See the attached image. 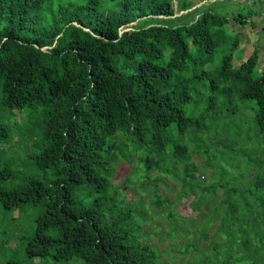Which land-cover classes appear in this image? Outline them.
Segmentation results:
<instances>
[{
    "label": "trees",
    "instance_id": "16d2710c",
    "mask_svg": "<svg viewBox=\"0 0 264 264\" xmlns=\"http://www.w3.org/2000/svg\"><path fill=\"white\" fill-rule=\"evenodd\" d=\"M174 1L0 0V264H264V22Z\"/></svg>",
    "mask_w": 264,
    "mask_h": 264
},
{
    "label": "rangeland",
    "instance_id": "374dc122",
    "mask_svg": "<svg viewBox=\"0 0 264 264\" xmlns=\"http://www.w3.org/2000/svg\"><path fill=\"white\" fill-rule=\"evenodd\" d=\"M214 0H185L186 6L187 5H192L188 9H194L197 8L198 6H201L203 4H209ZM223 2V4L221 3ZM220 5L217 6V9L219 12H224L225 14L230 17L232 16V13H236L237 11L242 12L245 14L248 9L253 8L254 10H259V15H257V20L262 21V24L264 22V0H221ZM174 7H177V2L176 0L174 1ZM186 9V10H188ZM184 10L183 12H185ZM252 16H256L255 14ZM248 20H250V17H247ZM135 23V22H133ZM261 27V26H260ZM259 27L252 28L249 25L245 26L241 31V34L239 35L237 30L238 28L236 27V30H232V26L228 24L227 26V31L231 34H237L240 37V43L238 44V49H244L242 50L243 55H247L249 51H252L253 49H257L258 51V56H259V61H258V66H263L264 65V34H258L257 30ZM260 33V32H259ZM242 36V37H241ZM228 49L230 48V44L226 46ZM246 49V51H245ZM237 53V52H236ZM235 53V54H236ZM130 170V164H122L118 169L116 176L114 178V181L120 182L125 178L127 173ZM243 186H247L246 182H243ZM136 195V191L134 189H130L127 192V199L133 198V196ZM135 198V197H134ZM139 199V197H136ZM185 209V208H183ZM189 212V211H187ZM38 210L36 209H23L20 211H16L15 216H17V222L16 224L12 223L11 228H16L20 231H23L27 228L32 227V221L34 217L37 215ZM148 229V227H146ZM1 239V237H0ZM154 240V238L151 239V241ZM207 241H204L203 244H206ZM10 244H14V241L11 240ZM9 247V246H8ZM8 256H14L17 259H22L21 254L19 251L14 250V247L8 248L7 251H0V259L2 261L6 260ZM45 264V263H43ZM46 264H81V262L77 259L71 260V261H49Z\"/></svg>",
    "mask_w": 264,
    "mask_h": 264
}]
</instances>
